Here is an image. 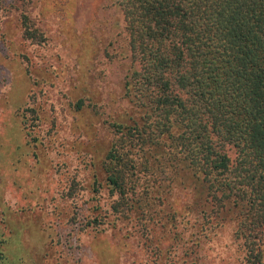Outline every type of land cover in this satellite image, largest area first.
Masks as SVG:
<instances>
[{"label":"rangeland","instance_id":"obj_1","mask_svg":"<svg viewBox=\"0 0 264 264\" xmlns=\"http://www.w3.org/2000/svg\"><path fill=\"white\" fill-rule=\"evenodd\" d=\"M129 10L0 0L2 264H252L245 201L212 212L203 174L173 157L178 123L126 154L125 195L110 184V150L147 120L127 85Z\"/></svg>","mask_w":264,"mask_h":264},{"label":"trees","instance_id":"obj_2","mask_svg":"<svg viewBox=\"0 0 264 264\" xmlns=\"http://www.w3.org/2000/svg\"><path fill=\"white\" fill-rule=\"evenodd\" d=\"M133 56L128 81L147 117L110 150L114 191L125 195L127 166L153 131L178 123L175 159L203 174L218 215L245 201V244L264 260V0H124ZM238 152L235 170L226 147ZM172 157V158H173ZM0 264L2 257L0 254Z\"/></svg>","mask_w":264,"mask_h":264}]
</instances>
